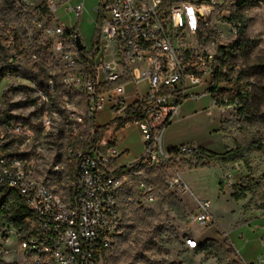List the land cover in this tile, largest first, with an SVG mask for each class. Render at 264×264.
Segmentation results:
<instances>
[{
    "label": "built area",
    "instance_id": "2783aa9c",
    "mask_svg": "<svg viewBox=\"0 0 264 264\" xmlns=\"http://www.w3.org/2000/svg\"><path fill=\"white\" fill-rule=\"evenodd\" d=\"M232 1L98 0L97 32L91 44L80 50L78 33L60 23L58 11L63 7L81 19L88 12L84 1L42 0L36 26L54 58L66 67L63 84L80 99L75 105L65 102L70 141L62 161L8 155L4 144L28 132L14 120L0 125V192H18L31 214L25 233L3 220L7 226L0 227V262L105 264L123 233L126 210L162 202L168 194H191L180 174L173 172L159 182L152 172L189 150L166 151L163 146L165 129L182 104L207 95L209 109L218 106L210 91L219 78L229 77L228 49L214 32V17ZM12 30L10 26L6 45L14 50ZM32 57L40 60L37 52ZM20 59L17 54L11 62ZM142 82L147 83L146 92ZM200 87L205 90L198 92ZM32 89L28 94L45 107L41 124L49 129L55 121L51 101L57 93L56 77H50L45 88L35 84ZM108 106L112 121L97 127V116ZM129 124L139 127L144 151L137 161L120 165L117 146H103V138L96 141L95 134ZM189 221L202 229L216 227L206 200H197ZM185 244L198 249L201 242L189 236Z\"/></svg>",
    "mask_w": 264,
    "mask_h": 264
},
{
    "label": "rangeland",
    "instance_id": "374dc122",
    "mask_svg": "<svg viewBox=\"0 0 264 264\" xmlns=\"http://www.w3.org/2000/svg\"><path fill=\"white\" fill-rule=\"evenodd\" d=\"M11 1L8 8L0 7L2 41L6 45L8 27H16L27 53L0 80V119L9 115L23 124L28 132L22 147L25 155H38L45 163L62 161L70 141L65 102L75 105L80 96L63 84L66 67L54 58L36 26L37 7L29 10L26 0ZM238 1L218 9L214 32L230 49L225 66L229 77L244 72L242 80L250 83V94L241 104L211 110L207 95L184 102L183 112L180 109L165 129L163 146L166 151L180 147L189 150L172 156L167 166L152 175L160 182L178 173L192 192L189 196L168 194L162 202L128 209L124 224L132 226L130 237L123 244L116 242L105 264H264V252L263 257L248 261L241 249L244 231H252L255 220L264 218V153L250 151L246 161L229 163L201 160L195 154L202 150L224 154L252 144L264 147V0H245L242 5ZM240 39L256 40L257 44L246 53L233 51L231 45ZM7 51L14 53L8 47ZM33 52L40 60L33 59ZM52 76L57 82L51 101L55 121L46 129L41 124L45 107L28 93L35 84L45 88ZM140 86L146 92L143 83ZM204 90L198 88V92ZM100 121L104 122V117ZM137 143L135 140V151L141 150ZM197 200L208 201L216 227L202 229L189 221ZM189 236L199 239L198 249L186 246Z\"/></svg>",
    "mask_w": 264,
    "mask_h": 264
},
{
    "label": "trees",
    "instance_id": "16d2710c",
    "mask_svg": "<svg viewBox=\"0 0 264 264\" xmlns=\"http://www.w3.org/2000/svg\"><path fill=\"white\" fill-rule=\"evenodd\" d=\"M184 1H192V0H184ZM245 0H239L238 5L244 4ZM11 0H0V7L8 8ZM38 10L41 9L39 6ZM45 12V11H44ZM10 27V26H9ZM8 27V28H9ZM13 27V26H12ZM14 30L11 31L12 34L16 37V47L14 49L13 54H8L7 45H4L2 41V34H0V80L5 76V73L8 69L12 68L16 61L10 62L15 55L19 54L21 56L27 53V49L24 46V43L21 40L20 31L18 28L13 27ZM242 34V31H241ZM257 44L256 40H245L240 39L234 42L231 45V49L233 51L238 52H249L252 50ZM228 52L226 53L227 58L229 56V47H227ZM227 64V60H226ZM225 64V65H226ZM244 73V72H243ZM235 78L226 77L225 79H218L217 87L211 89V99L215 101L218 106H229L232 104H241L250 94V83L242 80V74ZM12 120V117L6 115L0 119V125L7 123ZM124 126H121L119 130L123 129ZM106 128H102L101 131H97L95 134V140L98 141L106 135ZM26 137L20 136L11 139L8 143L4 144V149L6 150L8 155H21L25 154L24 152H20L21 146L25 143ZM258 150L264 153V147L262 145H249L245 147H238L237 149H232L224 154L218 153H210L208 151L202 150L200 152H196V155H199L201 160H214L222 163L229 162H238V161H246L247 153L250 151ZM0 227L4 226V219L11 221L15 224L16 227H22L23 233H25L29 227L27 223V219L30 218L31 214L28 210L27 205L24 202L23 197L15 191H4L0 192ZM128 210H126L124 214V218L126 216ZM125 222V221H124ZM131 225L124 224V229L122 235L118 238L121 244L125 243L130 237V228ZM118 242V241H117ZM110 252V251H109ZM108 252V254H109ZM106 256V259L108 257ZM0 264H8L0 262Z\"/></svg>",
    "mask_w": 264,
    "mask_h": 264
},
{
    "label": "crops",
    "instance_id": "0c3cea01",
    "mask_svg": "<svg viewBox=\"0 0 264 264\" xmlns=\"http://www.w3.org/2000/svg\"><path fill=\"white\" fill-rule=\"evenodd\" d=\"M29 3V10H34L41 4L42 0H26ZM84 1L88 12L81 18L77 19L71 12H67L63 7L58 11V17L60 23L63 24L67 29L74 30L80 36L83 44L90 45L98 27V13L94 10L98 0H72V3ZM147 87L146 82H142ZM184 103L181 106V112H183ZM100 117H104L105 121L101 122ZM113 119V113L110 107H106L96 118L97 127L107 126ZM134 135V137H132ZM135 140L138 142L137 145H141V150L135 151ZM111 143L115 144L120 150L121 155L118 157L117 162L120 165H127L137 161L143 154L144 151V139L136 124L126 125L121 130L108 129L105 137L103 138V146H108ZM254 228L252 231H244L243 238L245 242L241 244V249L244 257L248 261H255L260 257H263L264 252L262 247V236L264 233V218L255 220ZM255 232V233H253ZM261 232V233H260ZM256 234L258 235L256 238Z\"/></svg>",
    "mask_w": 264,
    "mask_h": 264
},
{
    "label": "water",
    "instance_id": "95a60500",
    "mask_svg": "<svg viewBox=\"0 0 264 264\" xmlns=\"http://www.w3.org/2000/svg\"><path fill=\"white\" fill-rule=\"evenodd\" d=\"M76 46L80 50H82L84 48V45H83V42H82L80 36L76 37Z\"/></svg>",
    "mask_w": 264,
    "mask_h": 264
}]
</instances>
